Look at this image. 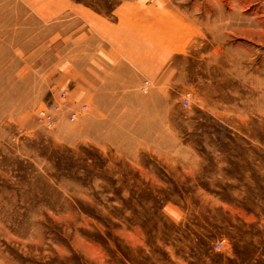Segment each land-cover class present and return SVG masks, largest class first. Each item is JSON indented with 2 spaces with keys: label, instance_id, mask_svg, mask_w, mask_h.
<instances>
[{
  "label": "rangeland",
  "instance_id": "374dc122",
  "mask_svg": "<svg viewBox=\"0 0 264 264\" xmlns=\"http://www.w3.org/2000/svg\"><path fill=\"white\" fill-rule=\"evenodd\" d=\"M0 264H264V0H0Z\"/></svg>",
  "mask_w": 264,
  "mask_h": 264
},
{
  "label": "built area",
  "instance_id": "2783aa9c",
  "mask_svg": "<svg viewBox=\"0 0 264 264\" xmlns=\"http://www.w3.org/2000/svg\"><path fill=\"white\" fill-rule=\"evenodd\" d=\"M39 117L40 119L45 120L46 122H51V118L47 115V113L45 111H40L39 112ZM74 114H72L71 118L73 119Z\"/></svg>",
  "mask_w": 264,
  "mask_h": 264
},
{
  "label": "crops",
  "instance_id": "0c3cea01",
  "mask_svg": "<svg viewBox=\"0 0 264 264\" xmlns=\"http://www.w3.org/2000/svg\"><path fill=\"white\" fill-rule=\"evenodd\" d=\"M112 80H113V78H112ZM114 80H118V79H115V78H114ZM106 88H107V87H106Z\"/></svg>",
  "mask_w": 264,
  "mask_h": 264
}]
</instances>
